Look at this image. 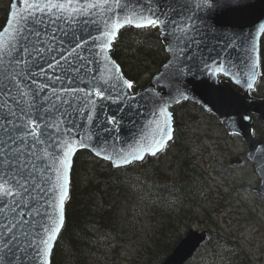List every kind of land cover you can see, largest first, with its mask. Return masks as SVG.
Returning a JSON list of instances; mask_svg holds the SVG:
<instances>
[{
  "label": "snow or ice",
  "instance_id": "snow-or-ice-1",
  "mask_svg": "<svg viewBox=\"0 0 264 264\" xmlns=\"http://www.w3.org/2000/svg\"><path fill=\"white\" fill-rule=\"evenodd\" d=\"M251 7L249 0H13L0 29V264H49L78 149L90 148L120 167L167 147L169 102L189 98L183 78L201 65L209 78L231 75L232 36L220 38L201 13L244 14ZM126 26L160 29L165 41L175 37L157 80L169 90L167 99L156 89L135 92L134 81L111 58L113 41ZM209 34L217 37L211 48ZM249 60L246 87L252 90L260 75L255 43ZM102 102L116 107L106 110ZM101 113L105 119L97 123ZM125 122L136 146L121 154L115 145L123 149L128 142L120 135ZM108 148L118 159L103 155ZM256 159L264 163V153Z\"/></svg>",
  "mask_w": 264,
  "mask_h": 264
},
{
  "label": "trees",
  "instance_id": "trees-1",
  "mask_svg": "<svg viewBox=\"0 0 264 264\" xmlns=\"http://www.w3.org/2000/svg\"><path fill=\"white\" fill-rule=\"evenodd\" d=\"M9 2L10 0L3 9L1 8L3 16L0 19V28L5 22ZM146 30H149V33L142 34L144 29L130 26L122 28L111 48V55L120 65L125 77L134 81V90L148 84L152 75L167 59L160 31L152 27ZM258 73L260 75L250 93L256 97H264V33L259 47ZM189 103L181 101L173 107L175 134L181 131L179 126H187L180 122L178 116L183 114L190 122L194 121ZM179 107L180 109H177ZM207 115L213 118L216 124L222 125L214 114L207 112ZM250 122L255 136L264 140L263 121L251 115ZM172 140H175V137ZM162 153L163 151H160L158 154ZM146 158L152 163L151 157ZM93 160L98 161L86 149H79L74 154L70 170L69 199L64 206V225L51 251L49 264H90L89 260L100 254L98 250L100 240L116 242L120 232L116 227V206L113 204L126 192L130 179L139 181L147 193V198L161 210L163 221L159 222V228L152 239L155 250L150 251L155 258L145 262L161 264L182 236L178 234L177 218L180 215L167 209L168 202L171 200L182 208L183 205L190 203L197 193L201 194L202 191L207 193L209 187L204 186L201 173L191 164L190 157L182 156L179 161L183 162L187 171L183 172L178 181L164 180L157 165H153L149 172L140 161L119 168L109 164L107 168L97 171L93 178L86 180L82 178L81 173ZM136 163L142 166L138 171L133 170ZM216 170L219 171L218 168ZM152 173L157 175L154 176ZM211 221L215 224L214 220ZM208 234V239L184 264H250L242 248L230 236L223 234L217 225L213 229H208Z\"/></svg>",
  "mask_w": 264,
  "mask_h": 264
},
{
  "label": "rangeland",
  "instance_id": "rangeland-1",
  "mask_svg": "<svg viewBox=\"0 0 264 264\" xmlns=\"http://www.w3.org/2000/svg\"><path fill=\"white\" fill-rule=\"evenodd\" d=\"M7 2L0 0V19L3 16L1 8ZM143 29L142 34L149 33ZM189 109L194 121L190 122L183 114L178 116L180 122L187 126H179L181 131L175 134V140L167 144L162 154L152 156V163L147 158L140 162L149 172L153 165H157L162 172L160 176L170 182L178 181L187 171L179 159L190 157L191 164L201 173L204 186L209 190L197 193L182 208L171 200L168 202L167 209L180 215L177 218L178 234L184 235L190 228L208 231L217 225L223 234L230 236L242 248L250 264H264V201L253 191L259 187V179L244 154V141L239 135L229 133L223 125L216 124L195 103L190 102ZM236 155L242 158L240 163L233 162ZM138 163L133 167L134 171L142 168ZM108 165L105 160H93L81 173L82 178H93L97 171ZM125 191L113 204L116 206L115 223L120 237L111 243L100 240V247L97 244L100 254L91 258L90 264H145L155 258L150 251L155 250L152 239L159 222L163 221L161 210L147 198L139 181L130 179Z\"/></svg>",
  "mask_w": 264,
  "mask_h": 264
},
{
  "label": "water",
  "instance_id": "water-1",
  "mask_svg": "<svg viewBox=\"0 0 264 264\" xmlns=\"http://www.w3.org/2000/svg\"><path fill=\"white\" fill-rule=\"evenodd\" d=\"M12 3L13 0H11L9 4V10ZM249 3L252 5V7L248 12L244 14L224 13L221 15H216L215 13H201V15L205 17L206 21L212 24L216 32L220 34V38L227 39V37L223 35L225 33L232 36V40L230 41V43L233 45V47L229 49V55L231 59L228 68L231 75L224 76L221 74L217 77L209 78L207 73L201 74L203 71V66L201 65V71L196 72L194 76L189 75L183 78L184 88L182 90L189 98L186 100L180 99L179 102L191 101L200 106L205 111L213 113L229 133L238 134L243 139L246 146V157L253 163L260 180L259 188H255V192L264 199V163H258L256 159V157L260 155V153H264V141L254 135L252 126L250 124V115L252 114L260 117L264 122V98H259L251 95L250 90H248L246 87L247 76L249 72L253 71V69L251 68V62L249 60V50L251 49L252 44L255 43L257 53L259 54L260 41L263 35V32H260V25L264 24V0H249ZM163 6L167 7L168 5L165 3L163 4ZM17 7H22V5L18 4ZM9 10L2 28L6 24ZM197 23H200V21H197ZM181 27H183V25H181ZM158 30L160 31V38L164 44V49L169 47L170 44L172 46H175V37H171L170 41H165L162 38L161 30ZM169 31H171V26L169 27ZM93 35H97V33L94 32ZM177 35H179V32L177 33ZM216 39L217 37L213 34H209L206 37V43L209 48L216 44ZM165 52L167 54V59L165 60V62L161 65L159 70L152 75L148 84L134 90L135 92L144 93L146 91H150L151 89H156L157 91L163 92L165 94V98L167 99L169 90L167 88L158 87L157 85V80L166 71L164 66L171 59V53L166 50ZM111 58L115 60L112 55ZM245 60H248L249 62L246 64ZM116 63L118 64L117 61ZM254 71L258 72V67L254 69ZM237 79L240 80L239 84L236 83ZM172 95L176 96V93L173 91ZM177 99L179 98L177 97ZM220 99H226L228 103H216V101ZM102 103L106 105V110L107 107H111L113 109H115L116 107L115 105H109L108 102ZM175 104L177 103L171 101L169 102L168 110L171 113V107ZM244 117H248V119H244ZM77 118L80 119V117ZM104 119V114L101 113L97 118V123H100ZM171 126L174 132L173 115ZM132 131L133 130L131 129V125L127 124V122H125L124 126L120 129L121 138L128 141L124 145L123 149L120 148L119 142L116 143L115 147L117 151L121 152V154L123 152L130 151L132 147L136 146L130 139ZM152 132H154V127L152 130H148L150 137ZM100 146H103V136L101 137ZM80 149L88 150L95 157L106 160L113 166L112 161L104 159L102 158V156H97L95 152L90 148ZM103 155L112 156L113 160L118 159L111 148H108ZM232 160L233 162H240V157L234 156ZM206 238V231H199L193 228L188 229L171 250V252L165 256L161 264H184L205 242ZM54 244L55 242L53 243V247Z\"/></svg>",
  "mask_w": 264,
  "mask_h": 264
},
{
  "label": "bare ground",
  "instance_id": "bare-ground-1",
  "mask_svg": "<svg viewBox=\"0 0 264 264\" xmlns=\"http://www.w3.org/2000/svg\"><path fill=\"white\" fill-rule=\"evenodd\" d=\"M193 166H194V165H193ZM196 169H197V168H196ZM199 178H200V176H199ZM195 179H196V178H195ZM197 179H198V177H197ZM198 180H199V179H198ZM199 182H200V181H199ZM200 186H201V185H200ZM190 193H191V192H190ZM171 202H172V201H171ZM168 204H169V203H168ZM75 235H76V234H75ZM68 241H69V240H68ZM209 251H210V250H209ZM209 251H208V252H209ZM208 254H209V253H208ZM200 255H201V254H200ZM202 255H203V254H202ZM202 255H201V256H202ZM215 255H216V254H215ZM203 256H204V255H203ZM203 256H202V257H203ZM67 262H68V261H67ZM239 262H241V260H240ZM238 264H239V263H238Z\"/></svg>",
  "mask_w": 264,
  "mask_h": 264
}]
</instances>
